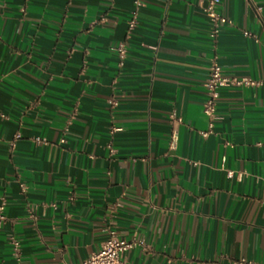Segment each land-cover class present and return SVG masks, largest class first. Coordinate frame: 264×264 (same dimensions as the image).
<instances>
[{"label": "crops", "instance_id": "crops-1", "mask_svg": "<svg viewBox=\"0 0 264 264\" xmlns=\"http://www.w3.org/2000/svg\"><path fill=\"white\" fill-rule=\"evenodd\" d=\"M206 1L0 0V264H76L110 228L129 264H264V0H222L217 37ZM214 62L262 82L212 121Z\"/></svg>", "mask_w": 264, "mask_h": 264}, {"label": "built area", "instance_id": "built-area-1", "mask_svg": "<svg viewBox=\"0 0 264 264\" xmlns=\"http://www.w3.org/2000/svg\"><path fill=\"white\" fill-rule=\"evenodd\" d=\"M250 3L255 4V0H248ZM222 0H207L204 6V11L206 13L207 18L210 21L211 32L210 35L212 37H217L221 30L226 26H232L234 24L232 18L226 16L221 9ZM141 4L140 1H136V5L139 6ZM256 6V10L258 14H261V7ZM136 24V13L134 12V16L129 21V27L133 28ZM244 35L246 36H254L251 31L244 30ZM120 55L124 58L125 50L122 46L118 47ZM261 80H256L249 76L244 77H236L234 75H230L225 72L222 66L216 62L212 63L208 75L204 81V86L207 93V99L204 102V112L208 115L211 120L218 118L217 116V106L218 99L220 95V90L229 86H248L260 84ZM109 102L113 105H116L117 101L114 99H110ZM174 118L178 121H182L181 117H177L175 113L172 114ZM119 129V128H116ZM208 132H203V135H207ZM173 145H176L177 134H173ZM39 140V138H37ZM24 187V184H21ZM5 204L2 203L0 205V221L6 219L5 215ZM108 237L103 242L101 248L92 253L89 257L84 259L83 261L76 264H129L126 259V253L130 249H132L137 241L135 239H126L121 237L118 232L110 228L108 231ZM13 246L15 249L19 247V241L13 240ZM237 264H260L255 261L249 260L247 258H241L236 261Z\"/></svg>", "mask_w": 264, "mask_h": 264}]
</instances>
